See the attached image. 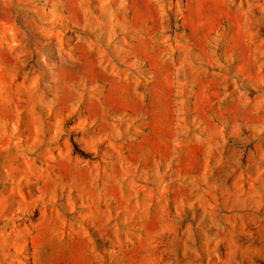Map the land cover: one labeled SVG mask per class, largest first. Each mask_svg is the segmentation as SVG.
<instances>
[{
  "label": "rangeland",
  "instance_id": "rangeland-1",
  "mask_svg": "<svg viewBox=\"0 0 264 264\" xmlns=\"http://www.w3.org/2000/svg\"><path fill=\"white\" fill-rule=\"evenodd\" d=\"M0 264H264V0H0Z\"/></svg>",
  "mask_w": 264,
  "mask_h": 264
}]
</instances>
